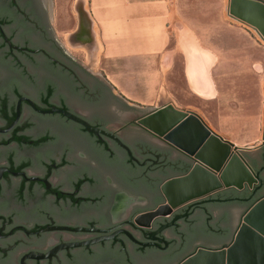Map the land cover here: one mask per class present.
Returning a JSON list of instances; mask_svg holds the SVG:
<instances>
[{
  "label": "water",
  "instance_id": "obj_1",
  "mask_svg": "<svg viewBox=\"0 0 264 264\" xmlns=\"http://www.w3.org/2000/svg\"><path fill=\"white\" fill-rule=\"evenodd\" d=\"M227 14L264 41V3ZM262 141L172 102L127 107L55 42L40 0H0V264H264Z\"/></svg>",
  "mask_w": 264,
  "mask_h": 264
},
{
  "label": "crops",
  "instance_id": "obj_2",
  "mask_svg": "<svg viewBox=\"0 0 264 264\" xmlns=\"http://www.w3.org/2000/svg\"><path fill=\"white\" fill-rule=\"evenodd\" d=\"M190 1L181 10L180 0H84L86 11L82 4L78 23L86 31L82 42H92L93 50L96 44L100 47L98 65L106 78L120 79L124 75L131 83L132 77H143L150 87L154 74L160 73L161 65L174 51L170 43L177 33L187 29L196 39L195 21L188 17L196 9ZM204 23L206 31L211 27L210 21ZM202 39L205 50L186 42L182 53H172L168 67L170 78H166L168 87L174 89L177 75L182 73L188 98L192 97L197 104H181L180 100L187 98L169 91L172 100L161 105L172 102L175 107L200 112L210 130L237 147L260 144L264 89L259 75L251 69L253 56L247 53L212 55L211 34ZM120 64L126 69L124 74L115 69ZM150 64L154 65L150 67ZM112 85L117 88L113 82Z\"/></svg>",
  "mask_w": 264,
  "mask_h": 264
},
{
  "label": "rangeland",
  "instance_id": "obj_3",
  "mask_svg": "<svg viewBox=\"0 0 264 264\" xmlns=\"http://www.w3.org/2000/svg\"><path fill=\"white\" fill-rule=\"evenodd\" d=\"M83 1L51 0L50 18L54 27L55 37L68 50L69 55L75 57L83 67L99 76L120 99L127 103H132L140 108H153V106H159L164 101L170 100V91L172 94H180L181 98L183 96L187 98L181 99V104H197L192 97L188 98V94L186 93V79L182 73L177 75L174 89L168 87V83L166 82L168 79L166 80V78H170L171 69L168 67H170V56L172 53L184 50V44L186 42L195 44L205 50L202 37L209 34H211L212 38L210 42L213 45L212 55H239L243 53L252 55L254 62L251 69L259 75L261 88L264 89V41L249 24L243 21H237L227 14L229 0L190 1L191 5H195L194 7L196 9L193 15L190 14L188 16L193 22L195 21L196 39H194L193 33L187 29L177 33L175 40H172L170 43L172 47H175L174 51L168 55L167 60L161 65L160 73L156 72L154 74V82L152 81L153 85L150 87L147 86V79L143 77H132L131 83L129 79L123 77L124 75L120 79L105 77L102 67L98 65V51H100V47L96 44V49L93 50L91 47L92 42L90 43L89 41L88 43L91 44L89 45L87 42H82L83 39H81L82 35L86 33L83 27H78L83 9L86 11V2L83 3ZM261 1L264 3V0ZM187 4L188 0H180L181 10H184ZM204 21H210L209 27H211L206 31H204ZM183 25L184 22L182 23ZM92 41L93 43L95 42L94 36ZM153 65L150 64V67ZM115 69L121 71L122 74L126 71L123 64L116 66ZM138 69L140 71L141 68L138 66ZM112 82L117 88L113 87ZM133 96L136 97V100L132 98ZM190 111L201 116V113L196 110ZM262 127L263 125L261 124V130Z\"/></svg>",
  "mask_w": 264,
  "mask_h": 264
},
{
  "label": "flooded vegetation",
  "instance_id": "obj_4",
  "mask_svg": "<svg viewBox=\"0 0 264 264\" xmlns=\"http://www.w3.org/2000/svg\"><path fill=\"white\" fill-rule=\"evenodd\" d=\"M41 3L43 4V8L45 10V14H46V20H47V23L48 25L50 26V31H51V34L53 36V39L55 40V42L60 46V48L63 49V53H65L69 59L74 62L75 64H77L79 67H81L83 70H87L91 76L95 77L96 79H98L100 82H102L105 86H108L99 76L95 75V73H92L91 70H88L86 69L85 67L82 66V64L73 56L69 55V52L68 50L63 46L62 43L59 42V40L55 37V33H54V27L52 25V20L50 18V9H51V6H52V3H51V0H40ZM108 88L110 89L111 92H113L111 90V88L108 86ZM113 94L119 98L114 92ZM120 99V98H119ZM127 107H130V106H136L132 103H127L125 101H123L122 99H120ZM140 108V107H139ZM241 218H242V215L238 214L237 212H233V219H232V225H233V231H232V236L234 234V232L237 231L238 227H239V224H240V221H241ZM232 236L230 238V240L227 242L225 241L224 243L220 244V245H217V246H204L203 244H201V242L199 240H195L192 242L190 248H189V251L184 254L183 256L179 257L178 260L175 261L174 264H179V262L184 259H186L187 257L191 256L192 254H195L198 250L202 249V248H205V249H219L220 247L224 246V244H228L231 239H232ZM143 264H147V263H143Z\"/></svg>",
  "mask_w": 264,
  "mask_h": 264
},
{
  "label": "bare ground",
  "instance_id": "obj_5",
  "mask_svg": "<svg viewBox=\"0 0 264 264\" xmlns=\"http://www.w3.org/2000/svg\"><path fill=\"white\" fill-rule=\"evenodd\" d=\"M168 101V100H167Z\"/></svg>",
  "mask_w": 264,
  "mask_h": 264
}]
</instances>
